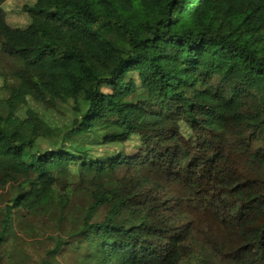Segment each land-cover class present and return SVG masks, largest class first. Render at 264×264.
<instances>
[{
	"label": "trees",
	"instance_id": "trees-1",
	"mask_svg": "<svg viewBox=\"0 0 264 264\" xmlns=\"http://www.w3.org/2000/svg\"><path fill=\"white\" fill-rule=\"evenodd\" d=\"M13 1L0 0V157L32 180L0 183V264H264V1ZM23 13L60 35L17 27ZM100 121L126 130L129 153ZM106 143L120 150L90 154ZM59 172L43 204L34 183ZM122 179L143 213L119 231L136 240L94 251Z\"/></svg>",
	"mask_w": 264,
	"mask_h": 264
},
{
	"label": "rangeland",
	"instance_id": "rangeland-1",
	"mask_svg": "<svg viewBox=\"0 0 264 264\" xmlns=\"http://www.w3.org/2000/svg\"><path fill=\"white\" fill-rule=\"evenodd\" d=\"M29 3H32L34 0H26ZM264 1V0H263ZM6 4H4V10L10 11L14 9H18V4L13 0H6ZM1 19H0V27H1ZM38 25L43 30L54 34L55 36L60 35V30L54 24L52 25L48 20L38 16L35 13H23L19 14L16 19L15 25L20 28H25L27 25ZM28 71L23 74L24 85L28 86ZM16 98L19 101L23 100L22 92H20ZM1 127L5 131V133L10 137L15 132L16 129L8 124H6L3 120L1 121ZM169 129L170 126H163L157 128L156 131L162 132ZM95 130L97 133L102 135H108L109 137H115L117 139L124 138L127 139L124 144L125 151H128L132 148V137L127 138V132L125 129H117V128H109L107 124L100 121L95 124ZM140 145L145 147L147 145L153 146L152 143H148L146 145L145 142H141ZM120 150V147L117 143L113 144H104L103 146H94V149L90 154L97 159H106L108 157H113V152ZM175 146H155L152 149V154L158 157H162L165 159L170 158L175 153ZM134 151L130 154L134 156ZM92 177H96L95 173L91 174ZM120 177L126 178L124 175H119ZM68 179V176L59 172L53 178H42L37 180L34 183L33 189L35 194L40 198V201L43 204H47L52 196V190L57 187H61ZM32 180V175L29 167L27 165L21 164L17 159H5L0 157V183H8L11 182L16 186H26ZM133 198L132 194V186L131 182L129 185V181L122 179L120 181V185L116 187L110 194L108 199V207L109 210H113L112 226L107 228L103 234L98 235L96 237L90 234L88 237L91 239L93 250H99L100 245H108L110 247H115L117 244L122 243L126 247H131L133 242L136 239L129 237L125 233H121L119 230H131L135 226L141 225V217H142V207L140 205H136L138 200ZM137 207V208H136ZM139 209V210H138ZM106 214V213H105ZM102 217V219L105 217ZM91 264H100V261L95 259L92 254L90 259ZM61 264H73L74 258L70 252H66L64 257L60 259Z\"/></svg>",
	"mask_w": 264,
	"mask_h": 264
}]
</instances>
